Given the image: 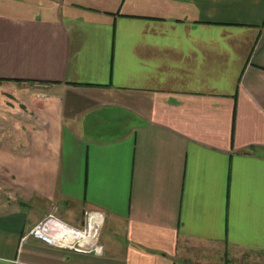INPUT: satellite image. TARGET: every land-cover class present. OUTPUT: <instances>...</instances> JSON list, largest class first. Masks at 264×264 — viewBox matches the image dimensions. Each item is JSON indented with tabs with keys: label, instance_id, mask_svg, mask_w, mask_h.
I'll list each match as a JSON object with an SVG mask.
<instances>
[{
	"label": "crops",
	"instance_id": "0c3cea01",
	"mask_svg": "<svg viewBox=\"0 0 264 264\" xmlns=\"http://www.w3.org/2000/svg\"><path fill=\"white\" fill-rule=\"evenodd\" d=\"M0 86V264H264V0H0Z\"/></svg>",
	"mask_w": 264,
	"mask_h": 264
},
{
	"label": "built area",
	"instance_id": "2783aa9c",
	"mask_svg": "<svg viewBox=\"0 0 264 264\" xmlns=\"http://www.w3.org/2000/svg\"><path fill=\"white\" fill-rule=\"evenodd\" d=\"M105 216L97 210H87L81 227H74L55 214H50L31 228L22 239L34 238L47 245L72 250L77 253L101 255L103 246L100 236Z\"/></svg>",
	"mask_w": 264,
	"mask_h": 264
},
{
	"label": "rangeland",
	"instance_id": "374dc122",
	"mask_svg": "<svg viewBox=\"0 0 264 264\" xmlns=\"http://www.w3.org/2000/svg\"><path fill=\"white\" fill-rule=\"evenodd\" d=\"M3 88H5L4 86H0V91H3ZM2 121L0 120V125H1ZM14 134V133H13ZM2 139H0L1 142ZM9 151V150H7ZM9 156H7L6 154V150L0 149V170L5 168V167H9L6 163L10 162L9 160ZM0 188L2 189V193H4V195L7 196H11L13 195V190L16 189L13 186V183L11 182H5L0 180ZM2 195V194H1Z\"/></svg>",
	"mask_w": 264,
	"mask_h": 264
}]
</instances>
